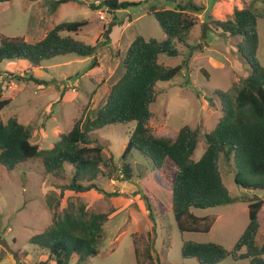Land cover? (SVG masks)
I'll return each mask as SVG.
<instances>
[{
	"label": "rangeland",
	"instance_id": "1",
	"mask_svg": "<svg viewBox=\"0 0 264 264\" xmlns=\"http://www.w3.org/2000/svg\"><path fill=\"white\" fill-rule=\"evenodd\" d=\"M60 0H14L0 6V44L3 39H19L30 44L38 43L63 23L88 21L90 26L80 37L95 46L103 40L105 30H112L106 46L89 58L75 55L57 57L31 68L25 62H6L0 67V101L10 105L0 112V120L7 123L16 119L29 128L31 143L51 149L69 132L75 122L84 117L93 118L101 110L111 88L124 73L123 61L129 47L138 36L147 40L164 41L167 36L154 16L148 15V6L130 7L116 13L102 8L93 11L90 4L102 0H70L56 12L52 3ZM76 1L83 2V4ZM124 1V0H120ZM139 2V0H126ZM172 1V2H171ZM160 0L166 9L196 4L205 7L201 14H188L197 23L187 43L196 46L189 67L169 83H160V96L152 107L153 118L149 127L156 137L175 140L180 130L189 126L200 131V144L193 157L199 161L207 144L205 136L211 133L222 118L221 103L214 94L227 92L250 75L237 49L240 38L228 37L214 26L217 21L234 20L235 11L254 5L264 13V0ZM158 2V4H159ZM203 29L205 30L203 32ZM260 47L258 59L264 66V20L259 21ZM227 37V36H226ZM179 57L162 55L160 63L168 67L181 65L188 49L175 43ZM98 60L99 66L93 68ZM33 76L39 85L18 79ZM213 99L214 107L209 105ZM135 124L115 125L93 133L92 138L113 156L120 166L129 135ZM138 153V152H137ZM134 153L138 166L137 177L145 173L149 179L133 183L110 181L100 176L99 185L107 193H126L127 196L107 197L96 191L85 194L67 192L61 208L67 209V200L76 206H85L89 214L107 215L104 235L100 240L99 255L86 264H199L196 259H184V241L200 244L215 243L232 250L249 225V204L264 199V192L246 190L236 184V171L232 163L220 162L225 186L233 202L207 209H193L191 213L201 219L200 228L213 224L209 233H181L172 212V190L177 167L169 159L162 170L153 171L139 154ZM69 175L71 167L67 166ZM63 183L46 175L40 161L29 162L22 168L8 172L0 165V264H17L14 252L26 253L24 264H38L48 259V252L32 245L30 240L46 232L53 225L49 203L57 205ZM155 186L162 196L156 198L149 187ZM147 196L153 206L155 222L149 218ZM61 209V210H62ZM60 210V211H61ZM260 231L257 244H264V206L259 214ZM138 253V257H137ZM139 261V263H138ZM250 261L228 259L221 264H249ZM77 264V263H72Z\"/></svg>",
	"mask_w": 264,
	"mask_h": 264
},
{
	"label": "trees",
	"instance_id": "2",
	"mask_svg": "<svg viewBox=\"0 0 264 264\" xmlns=\"http://www.w3.org/2000/svg\"><path fill=\"white\" fill-rule=\"evenodd\" d=\"M13 1L0 0V6ZM28 1L35 3L41 0ZM159 1L139 0L136 3L102 0L99 4L89 5L93 11L107 8L116 13L145 4L148 6V15L155 17L167 36L164 41L147 40L143 36L134 40L123 61L122 77L113 85L104 107L93 118L78 119L73 128L51 149L32 144L31 130L16 119H10L6 124L0 120V165L8 172H14L29 162L40 161L46 175L63 183L59 187L61 195L57 205L49 203L53 225L30 240L32 245L48 252V259L38 264H86L90 258L99 255L98 245L109 217L104 214H89L85 206H76L70 199L67 200L68 208L62 209V201L67 192L85 194L96 191L107 197L127 196L126 193L105 192L99 185V178L102 176L110 181L124 183H133L135 178L140 182L149 179L146 168L145 173H140L138 177L136 175L140 171H137L138 166L135 164L137 160L134 153L137 152L153 167L154 172L162 170L168 159L177 167L171 209L181 233L211 231L213 224L203 229L199 227L204 219L194 216L191 213L193 209L207 210L233 202L221 174L222 159L233 164L238 186L264 192V66L258 59V24L264 20V13L260 14L251 5L244 10L235 11L234 20L214 23L223 32L225 41H228V37L241 39L237 43V49L249 68L250 75L229 91H217L214 94L221 103L222 118L216 128L205 136L206 151L199 161H195L193 157L200 144L198 129L185 126L176 139L172 140L153 135L149 124L153 118L152 107L160 96L159 84L169 83L184 72L197 49L187 43L197 25L188 14H201L205 7L187 4L166 9ZM69 2L70 0L53 2L52 11L56 12L61 5ZM89 26L88 21L63 23L50 31L44 40L35 44L19 39H3L0 44V67L6 62L21 61L33 69L57 57H92L106 46L112 30H105L103 40L93 46L80 39ZM176 42L188 49L183 63L177 67L162 65V55H181L175 46ZM98 66V60L95 59L92 67L95 69ZM17 78L39 85L49 84L38 81L33 76ZM10 103L0 101V112ZM209 105L214 107L213 99ZM131 124H135V128L129 135L122 162L118 166L112 155L106 158L105 146L94 140L92 134L110 126ZM67 166L73 171L71 176ZM149 189L156 198L162 196V192L155 186H150ZM142 199L146 203L149 218L155 222L149 197L142 196ZM263 206L264 199L259 198L249 204V225L232 250L215 243L184 241L182 257L196 259L199 264H221L230 258L233 261L248 260L249 264H264V244H257L261 228L259 214ZM13 254L17 264H24L26 253L15 251Z\"/></svg>",
	"mask_w": 264,
	"mask_h": 264
}]
</instances>
